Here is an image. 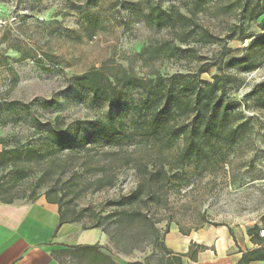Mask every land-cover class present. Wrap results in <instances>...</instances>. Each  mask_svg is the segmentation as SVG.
Masks as SVG:
<instances>
[{
    "label": "rangeland",
    "instance_id": "rangeland-1",
    "mask_svg": "<svg viewBox=\"0 0 264 264\" xmlns=\"http://www.w3.org/2000/svg\"><path fill=\"white\" fill-rule=\"evenodd\" d=\"M131 1L0 0V138L7 139L9 149L17 145L44 149L49 127L71 131L80 125V138H84L93 132L97 119L128 123L135 116L136 94L127 96L119 107L113 106L74 88L69 81L72 76L99 69L109 60L132 68L139 77L154 70L164 77L185 72L183 59L147 65L137 59L143 46L167 38V30L143 18L148 4L167 9L179 0H138L140 6L135 12ZM210 16L205 13L200 22L215 31L214 20L208 22ZM263 19L264 15L252 24V33H260L258 25ZM248 44L233 42L229 47L238 55ZM213 49L201 48L200 54L206 57ZM21 55L26 59L13 62ZM5 58L7 64L3 63ZM214 74L211 68L201 80L210 81ZM238 80V88L228 93L231 101H241L254 84L264 80V64ZM245 115L251 118L255 131L243 154L244 163L234 162L224 171L193 163L188 178L176 181L166 203L160 205L136 202L131 206L124 201L138 181L133 165L144 146L137 139L128 140L122 149L79 145L71 151L53 150L47 158L31 164L19 161L18 171L8 168L0 171V176L15 201L30 202L31 196L44 197L54 188L63 207L78 213L79 226L101 223L106 233L98 230L107 238L103 249L114 260L159 264L167 230L189 234L216 225L245 234L255 225L264 230V112ZM52 164L61 168L49 172ZM109 178L113 186L98 189V182L103 185ZM117 211L146 214L159 240H154L150 225L139 219L118 231L113 217ZM122 231L129 234L125 241L129 249L118 240Z\"/></svg>",
    "mask_w": 264,
    "mask_h": 264
},
{
    "label": "trees",
    "instance_id": "trees-1",
    "mask_svg": "<svg viewBox=\"0 0 264 264\" xmlns=\"http://www.w3.org/2000/svg\"><path fill=\"white\" fill-rule=\"evenodd\" d=\"M130 4L135 12L140 1L132 0ZM210 6H213L212 11ZM207 12L211 14L208 22L214 20L213 23H216L215 31L200 22V17ZM145 14L143 18L147 23L167 30V38L156 45L143 46L137 59L143 65L159 60L183 59L187 63V67H183L185 72L164 77L154 70L147 76L139 77L132 68H123L109 60L99 69L70 77L74 88L113 106L119 107L127 96L136 94L138 99L133 106L135 116L128 123L97 119L93 122V132L84 138H80V125L71 131L49 127L45 131L44 149L20 145L9 149L7 139L0 138V171L8 168L18 171L17 162L31 164L47 158L53 150L71 151L79 145L122 149L128 140L137 139L144 146V152L133 165L138 181L134 191L124 197V201L132 206L136 202L145 205L166 203L168 192L176 181L188 178L193 163L202 164L205 169L217 166L222 171L227 166L231 168L234 162L244 163L243 154L255 131L251 118L245 113L264 112V80L254 84L241 101L229 100L228 93L238 88V77L255 72L264 64V19L258 25L259 34L251 31L252 24L264 15V0H179L167 9L148 4ZM233 42L249 44L240 54L234 55L229 47ZM204 47L214 49L208 56L202 57L200 49ZM25 59V55H21L13 62ZM7 60L5 58L3 63L7 64ZM211 68L216 74L211 76L210 81L201 80V75ZM56 168L61 167L58 165ZM56 168L52 164L48 171ZM2 178L0 176V203L9 205L15 199L9 196L10 189ZM101 182H98V189L113 186L111 178L103 185ZM65 188L68 190L69 187ZM37 198L31 196L29 201ZM44 198L48 203L57 205L60 224L81 223L78 213L63 207L54 188L48 189ZM113 217L117 220L118 231L125 228V224L139 219L150 225L154 240H159L158 231L154 224H150L146 214L117 211ZM81 229H100L106 233L99 222L88 227L83 224ZM260 230L257 225L246 230L250 242L257 248L243 253L237 264H264V238L259 237ZM181 234L187 235L183 231ZM119 236L120 243L129 249L125 245L129 234L122 231ZM194 248L195 251L205 249L191 245L188 254L181 257L194 260ZM161 249L163 254L159 264H183L181 257L164 259V255L170 253L163 245ZM79 251V264L85 257L91 264H114L95 246Z\"/></svg>",
    "mask_w": 264,
    "mask_h": 264
},
{
    "label": "crops",
    "instance_id": "crops-1",
    "mask_svg": "<svg viewBox=\"0 0 264 264\" xmlns=\"http://www.w3.org/2000/svg\"><path fill=\"white\" fill-rule=\"evenodd\" d=\"M1 149L0 145V152ZM106 242V236L98 229L82 230L76 223L60 224L57 205L48 203L43 196L32 202L0 203V264H79V250L94 246L110 256L114 264H127L105 253ZM191 245L205 249L194 248V260L181 257L188 254ZM163 246L170 253L164 259L181 257L183 264H237L243 253L257 248L244 232L223 225L187 235L171 229ZM85 258L82 264H91Z\"/></svg>",
    "mask_w": 264,
    "mask_h": 264
},
{
    "label": "built area",
    "instance_id": "built-area-1",
    "mask_svg": "<svg viewBox=\"0 0 264 264\" xmlns=\"http://www.w3.org/2000/svg\"><path fill=\"white\" fill-rule=\"evenodd\" d=\"M259 237L264 238V230L259 231Z\"/></svg>",
    "mask_w": 264,
    "mask_h": 264
}]
</instances>
